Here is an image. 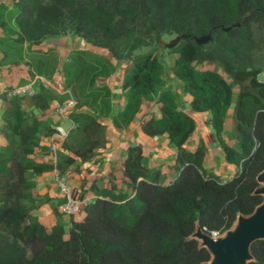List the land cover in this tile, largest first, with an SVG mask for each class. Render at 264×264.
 <instances>
[{
	"label": "trees",
	"instance_id": "trees-1",
	"mask_svg": "<svg viewBox=\"0 0 264 264\" xmlns=\"http://www.w3.org/2000/svg\"><path fill=\"white\" fill-rule=\"evenodd\" d=\"M140 1L0 2V34L7 36L5 42L13 38L16 44H38L74 34L106 49L114 59L130 62L121 80L126 103L113 118L114 125H127L142 100L154 95L159 117L148 119L141 129L150 137L167 134L168 143L176 150L175 175L161 185L147 178L141 148L128 147L122 175L132 195L93 200L83 208L81 220L70 218L67 232L62 214L53 209L55 224L47 231L32 213L33 184L25 173L40 176L54 170L52 164L35 158L39 151L47 153L41 142L52 130L29 116L22 104L26 100L44 111L48 102L65 104L67 100L42 86L31 97L0 94V264H204L210 254L191 238L196 226L224 233L238 215L248 216L262 203L263 197L254 191L256 177L264 170V82L257 81L264 68V0H144L146 17L141 14ZM209 31L207 45L195 43L194 37ZM163 35L188 37L168 50L174 56L169 69L191 97L190 109L210 113L224 163L237 167L224 182L202 169L203 145L191 150L186 147L195 123L178 110L175 94L170 86L165 87L164 69L157 56L152 52L132 56L149 42L159 45L157 37ZM4 54L0 66L7 57ZM246 81L248 87L240 90L234 109L239 139L236 151L222 142L220 133L232 88ZM70 118L75 127L58 146L57 170L74 160L64 152L85 160L94 149L88 145L82 151L81 142L71 143L99 124L79 113H71ZM250 251L253 260L247 264H264L263 240L254 242Z\"/></svg>",
	"mask_w": 264,
	"mask_h": 264
},
{
	"label": "crops",
	"instance_id": "crops-1",
	"mask_svg": "<svg viewBox=\"0 0 264 264\" xmlns=\"http://www.w3.org/2000/svg\"><path fill=\"white\" fill-rule=\"evenodd\" d=\"M6 39L7 36L0 34V60L5 55L4 52L7 55L0 66V93L6 88L31 82L34 76H39L31 72L32 68L29 66L33 65L32 59H36L37 66L41 67L42 60L38 58L41 55L48 57L49 53L53 54L56 58L54 64L56 72L52 74V77H55L52 78V84H63L62 89L57 90L60 93L53 85L50 89L62 95L61 100L68 102L71 98L74 101V107L65 111L64 115H59L57 109L64 107L67 102L65 104L61 102L59 104L57 101L48 102V108L41 111L25 100L22 104L23 109L29 116L41 120L50 130L53 131L54 127L60 126L68 131V134L75 127L70 118L71 113L91 117L99 124L98 129L104 141L103 146L94 148L92 153L87 154L88 157L85 160L75 157L70 152H64L74 158L72 163L62 164L60 169L40 176H35L31 171L25 173V177L33 184L30 189V197L34 205L32 213L47 231H50L55 224L53 209L61 213L60 206L64 202V197L57 187L58 181L66 183L74 194L91 199L116 200L121 195H132L122 175V163L126 159L127 148L130 146L141 148V164L150 181L166 185L172 180L175 175L173 166L176 150L168 143L167 134L150 137L141 129L148 119L159 117L160 106L156 102V96L142 100L138 112L127 125L120 124L116 127L113 123V118L123 111L126 103L121 89V80L129 70L130 62L118 61L106 49L94 47L74 34L48 38L38 44H16L13 38L5 42ZM35 56L37 58H34ZM61 68L63 71L60 74ZM216 71L221 72L219 69ZM222 76L226 78L224 74ZM169 78L170 83H167L164 78L165 87L170 86L175 94L178 110L186 113L195 123V130L186 141V147L191 150L203 145L206 154L201 164L202 169L224 182L237 171V167L224 163L222 147L209 122L210 113L192 111L191 97L183 92L180 81L172 74ZM63 90L69 91L70 94H62ZM239 92L240 90L236 87L232 88L231 105L220 133L222 142L236 151L239 139L235 132L234 109ZM2 106L3 103L0 100V108ZM2 109L3 107L0 109L1 115ZM2 126L1 119L0 129ZM1 137L0 145L3 144ZM92 137L93 131L86 130L71 143V146L81 142L82 149H86ZM48 141L49 136L44 138L41 146L47 148ZM60 143H57V153ZM46 154L39 151L35 158L39 163H49L44 158ZM62 217L67 232L70 227V217L64 215Z\"/></svg>",
	"mask_w": 264,
	"mask_h": 264
},
{
	"label": "water",
	"instance_id": "water-1",
	"mask_svg": "<svg viewBox=\"0 0 264 264\" xmlns=\"http://www.w3.org/2000/svg\"><path fill=\"white\" fill-rule=\"evenodd\" d=\"M140 11L142 16H148L144 0L140 1ZM150 23L155 28V23L152 19ZM238 25L236 24L223 30L228 31ZM187 38L186 35H180L175 36L169 42H164L158 36L157 43L161 47L170 50ZM193 40L198 45H207L211 40V31L203 37H194ZM256 182L258 185L262 184L261 187L258 186L254 191V194L263 197L262 203L255 208L252 214L248 216L238 215L234 229L228 231L225 236L212 239L203 233L199 226H196L191 238L201 240V244L199 245L210 254V260L204 264H247L253 260L250 251L251 245L256 241H264V170L257 175Z\"/></svg>",
	"mask_w": 264,
	"mask_h": 264
},
{
	"label": "built area",
	"instance_id": "built-area-1",
	"mask_svg": "<svg viewBox=\"0 0 264 264\" xmlns=\"http://www.w3.org/2000/svg\"><path fill=\"white\" fill-rule=\"evenodd\" d=\"M257 81L264 82V68L257 75ZM38 86H42L45 88L52 87V85H50L47 81L34 76L31 82L24 84L22 86L6 88L0 94L5 95L6 98L31 97L37 94ZM53 86L55 87L56 91L62 89L61 87L62 84L60 83L58 84L54 83ZM57 92L60 93V91ZM61 93L66 95L70 94L69 91L67 90H63ZM73 107H74V101L70 98V100L66 103L64 107L62 108L59 107L57 109V114L64 115L65 111ZM67 136H68V131H66L60 126L54 127L52 133L49 135V141L47 144V154L46 157L44 158H46L48 162L53 165L54 170L56 167V160H57V143L63 142L67 138ZM57 187L59 193L64 197V202L60 206L61 214L66 217H70L76 220H81L84 216L83 208L86 207L93 199L95 200V198L91 199L88 197H82L74 194L73 191L70 189V187L62 181L57 182ZM201 231L207 234L212 239L219 238L223 234L218 231L208 232L205 228L201 229Z\"/></svg>",
	"mask_w": 264,
	"mask_h": 264
},
{
	"label": "rangeland",
	"instance_id": "rangeland-1",
	"mask_svg": "<svg viewBox=\"0 0 264 264\" xmlns=\"http://www.w3.org/2000/svg\"><path fill=\"white\" fill-rule=\"evenodd\" d=\"M2 1L3 0H0V2H2ZM7 1H11V0H7ZM174 37L175 36H166V35H163L161 37V39L164 42H169ZM149 52H152L153 54H155L157 56V58L161 62L162 66H163V69H164V78H165V81L167 83H170L171 82V79L169 78V76L171 74V71L169 69V66H170V63L172 62V59L174 58V56L172 54H169V52H168L167 49L161 47L160 45H157L155 42L154 43L153 42H149V44H148L147 47H143V48L135 51L132 56L142 55V54L149 53ZM34 58H37V56H35ZM55 59L56 58L53 56V54H50V53H49V56L48 57H46V55L45 56H42L41 55L38 58V60H40V61L42 60L41 61V65L42 66L41 67L37 66V63L38 62H37L36 59H32L33 60V65L29 66V67L32 68L31 72L36 73V74H39V76L37 75L36 77H39L40 79H43V80L47 81L50 85H53L52 84V78H55V77H52L53 76L52 74H53V72H56V67L54 65L55 64ZM57 64H59L58 61H57ZM62 68L60 69V74H61V71H63ZM216 69H218V68H216ZM224 76H226V75H224ZM227 79L229 80V78H227ZM247 87H248V82L247 81L246 82L239 83L236 86V88L239 89V90L245 89ZM1 116L2 115H1V112H0V121L2 119ZM0 132H1V129H0ZM0 137H1V134H0ZM103 142L104 141H103V137H102V133H101L100 129H98V128L96 129L95 128L94 131H93V137H92L91 141L89 142V145H91L94 148H97L98 149V148H101L103 146ZM83 150H84V148L82 149V151ZM85 157H88V156H85ZM258 186L261 187L262 184H259ZM235 224H236V220H235L233 226L229 230H227L226 232H224L221 235V237L225 236V234L228 231L233 230ZM194 232H195V230H194ZM197 241H198L199 244H201V240H197Z\"/></svg>",
	"mask_w": 264,
	"mask_h": 264
}]
</instances>
